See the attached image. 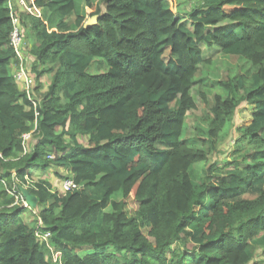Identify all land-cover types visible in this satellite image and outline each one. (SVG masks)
I'll use <instances>...</instances> for the list:
<instances>
[{
    "label": "trees",
    "instance_id": "16d2710c",
    "mask_svg": "<svg viewBox=\"0 0 264 264\" xmlns=\"http://www.w3.org/2000/svg\"><path fill=\"white\" fill-rule=\"evenodd\" d=\"M8 2L0 0V264H59L56 251L61 264H264V0H185L190 26L174 10L182 0H34L43 18L21 19L35 39L37 111L14 79ZM208 51L245 66L219 83L212 105L213 85L201 94L208 128L192 146L185 132L197 78L213 65ZM242 105L253 108L250 122L219 167L212 156ZM35 168L65 170L57 177L80 189L55 191ZM20 185L36 210L17 199Z\"/></svg>",
    "mask_w": 264,
    "mask_h": 264
},
{
    "label": "rangeland",
    "instance_id": "374dc122",
    "mask_svg": "<svg viewBox=\"0 0 264 264\" xmlns=\"http://www.w3.org/2000/svg\"><path fill=\"white\" fill-rule=\"evenodd\" d=\"M182 2H183L182 6L181 7L174 6V10L176 11L177 9H179L181 12V14L178 15L179 20L185 25L190 26L189 20L186 17H184L183 13L190 11L191 8L190 7L188 8V6L185 3V0H182ZM26 3L31 4L32 0H26ZM78 3H79V9H81V2ZM23 14L28 15L25 11L22 10V15ZM90 19L91 18H89V20ZM71 20L72 18L69 21ZM57 26H58L57 22L55 24H49L50 27L49 30L55 31L58 29ZM28 33L30 32L26 30L24 31V36H23L24 40L25 42L29 43V44L27 43L24 47L28 53L27 54L28 63H29L28 68L36 81V75L33 73V64H32L34 62V58L29 53L30 50L32 49V44L34 45L35 39L33 36H30ZM207 54L211 56L213 60V65L208 68H202L197 78V84L194 90V96L198 104V109L190 113L191 116L187 121V128L185 132V138L186 140L189 141L188 143L192 146L201 145V141L204 140L205 132L207 131L208 128V123L206 119H207V114L209 112V107H206L204 105V102H202L201 94L203 92L207 93L209 90L208 86L213 85V88L215 89H212L211 92L207 93L209 105H212V103L214 102L215 94L221 92L220 90H218L220 88L219 83L228 80V78L231 76H235L239 72V69H243V67L245 66L244 62L237 57H225L220 55L219 53L212 51H208ZM42 82H44V84L47 87L49 86V84H51L50 78L48 76L43 77ZM223 93L224 92H221V94ZM241 107L239 108V111L236 114L235 120L233 122V126L230 127V123H229L226 130L223 133V137H226V139L222 144V151L219 153H215L212 156V161H217V162L219 161L220 163L219 167H222L224 165L222 164L224 161H231L233 159V149L237 139V131H236L237 127L248 124L250 122L253 108L248 105L247 106L242 105ZM81 141L84 143V145L88 144L87 140L82 139ZM29 146H32V143L29 142ZM205 166L206 164H202L198 166L197 169L199 170V172H202ZM56 172H59L62 175H65L66 173L62 169L55 170V168L52 169L51 171V175L54 176L53 178L56 179L57 181L60 180L63 184L64 180L58 178ZM60 192L62 194H65L63 189ZM136 208L137 206L134 203V197H131L130 200L127 201V206H126L127 213L129 215H133L136 211ZM147 231L148 230H146V232Z\"/></svg>",
    "mask_w": 264,
    "mask_h": 264
},
{
    "label": "built area",
    "instance_id": "2783aa9c",
    "mask_svg": "<svg viewBox=\"0 0 264 264\" xmlns=\"http://www.w3.org/2000/svg\"><path fill=\"white\" fill-rule=\"evenodd\" d=\"M9 8L11 10V17H12V23L14 30L11 35V42L10 46L14 49L15 54L19 60V63L15 65V71H14V79L16 83L24 90L29 100L32 102L34 109L37 111L38 108V100L35 97L34 94V86L33 82H35L34 77L32 76L29 68H28V58L27 55H25V40H24V33H23V27H22V19H21V13L22 10L25 11L28 15L34 16L35 18L42 19L43 14L39 8H37L34 4V0H32L31 4H27L26 0H9L8 2ZM27 61V64H26ZM38 115V113H37ZM32 134H26L23 136L24 140V146L25 149H28V145L26 142H31ZM80 189V186H78L73 179H66L63 182V191L65 194L74 192L76 190ZM17 195L18 200H22L24 203L25 208H29L26 204V201L21 194L20 190L17 192H14ZM50 235L47 234L43 238L45 240L49 239ZM55 252V251H54ZM54 262L61 264L62 260V253L59 251H56L54 253Z\"/></svg>",
    "mask_w": 264,
    "mask_h": 264
},
{
    "label": "crops",
    "instance_id": "0c3cea01",
    "mask_svg": "<svg viewBox=\"0 0 264 264\" xmlns=\"http://www.w3.org/2000/svg\"><path fill=\"white\" fill-rule=\"evenodd\" d=\"M28 42H25V44H27ZM29 44V43H28ZM31 45V44H30ZM27 50L25 51V55H27ZM82 138H80V141H81ZM85 140V139H84ZM82 144H84L82 141H81ZM51 171L52 169H49L48 171H42L40 170L39 168H35L33 171H32V174L35 175V178H40L42 180H46L48 182H50L53 186H54V190L55 191H62L63 189V184L60 180H56L54 179L53 175H51ZM65 172V170H63ZM57 173V172H56ZM66 173V172H65ZM51 175V176H50ZM60 181V183H59ZM91 250H85L84 251V255H86L87 253H90Z\"/></svg>",
    "mask_w": 264,
    "mask_h": 264
},
{
    "label": "water",
    "instance_id": "95a60500",
    "mask_svg": "<svg viewBox=\"0 0 264 264\" xmlns=\"http://www.w3.org/2000/svg\"><path fill=\"white\" fill-rule=\"evenodd\" d=\"M98 19H99L98 16L91 18L90 20L87 21V23L85 24V27L90 28L93 25L97 24ZM19 190L21 194L23 195L27 206L32 210H36L38 207V203H39L38 198L35 195H33L26 187L22 185L19 186Z\"/></svg>",
    "mask_w": 264,
    "mask_h": 264
},
{
    "label": "bare ground",
    "instance_id": "6f19581e",
    "mask_svg": "<svg viewBox=\"0 0 264 264\" xmlns=\"http://www.w3.org/2000/svg\"><path fill=\"white\" fill-rule=\"evenodd\" d=\"M34 84H35V82H33V86H34ZM36 130H37V126H35V128H34V131H36ZM32 133H34V132H32ZM32 133H30V134H32ZM23 142H24V140H23ZM26 144L29 145V141L26 142Z\"/></svg>",
    "mask_w": 264,
    "mask_h": 264
}]
</instances>
